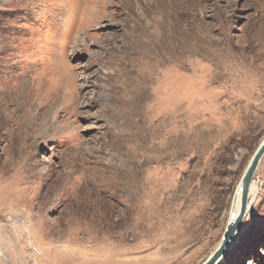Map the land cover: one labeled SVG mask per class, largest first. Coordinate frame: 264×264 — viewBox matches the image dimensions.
<instances>
[{"label":"rangeland","instance_id":"rangeland-1","mask_svg":"<svg viewBox=\"0 0 264 264\" xmlns=\"http://www.w3.org/2000/svg\"><path fill=\"white\" fill-rule=\"evenodd\" d=\"M263 138L264 0H0V264H200Z\"/></svg>","mask_w":264,"mask_h":264},{"label":"water","instance_id":"water-1","mask_svg":"<svg viewBox=\"0 0 264 264\" xmlns=\"http://www.w3.org/2000/svg\"><path fill=\"white\" fill-rule=\"evenodd\" d=\"M264 155V138L259 143L255 151L253 152L247 166L245 167L240 180L238 181L233 201L231 204L229 216L225 229L221 236V239L214 249V251L200 264H216L221 257L224 255L227 245L230 240L236 236V231L247 212L250 202L252 201L249 197V189L253 176L258 168V165ZM240 196V203L237 213H235V199Z\"/></svg>","mask_w":264,"mask_h":264},{"label":"bare ground","instance_id":"bare-ground-1","mask_svg":"<svg viewBox=\"0 0 264 264\" xmlns=\"http://www.w3.org/2000/svg\"><path fill=\"white\" fill-rule=\"evenodd\" d=\"M72 6V5H71ZM93 19V18H92ZM92 23V22H91ZM259 187L252 181L251 185H250V189H249V197L254 198L257 193H258ZM239 203H240V196L238 195L237 198L235 199V213H237L238 208H239ZM235 237V236H234ZM233 237V238H234ZM232 238V239H233ZM232 239L230 240L229 243H231ZM229 246V244L227 245V247ZM226 247V249H227ZM226 252V250H225Z\"/></svg>","mask_w":264,"mask_h":264}]
</instances>
